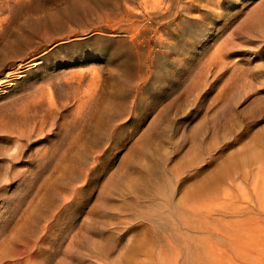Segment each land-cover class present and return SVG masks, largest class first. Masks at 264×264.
I'll return each instance as SVG.
<instances>
[{"label":"rangeland","instance_id":"1","mask_svg":"<svg viewBox=\"0 0 264 264\" xmlns=\"http://www.w3.org/2000/svg\"><path fill=\"white\" fill-rule=\"evenodd\" d=\"M0 84V264H264V0H0Z\"/></svg>","mask_w":264,"mask_h":264},{"label":"bare ground","instance_id":"2","mask_svg":"<svg viewBox=\"0 0 264 264\" xmlns=\"http://www.w3.org/2000/svg\"><path fill=\"white\" fill-rule=\"evenodd\" d=\"M15 46H16V45H15ZM13 71H14V70H13ZM7 73H8V72H7ZM9 74H10V73H9ZM7 75H8V74H7ZM7 75H4V76L6 77ZM5 79H6V78H5ZM2 81H3V80H2ZM1 84H2V83H1ZM1 84H0V85H1ZM256 236H257V235H256ZM259 236H260V238L263 237V236H261V235H259ZM256 239H257V238H256ZM258 239H259V238H258ZM249 245H252V244H249ZM252 246H253V245H252ZM256 246H257V244H256ZM257 247H258V246H257ZM256 249H257V248H256ZM257 250H258V249H257Z\"/></svg>","mask_w":264,"mask_h":264}]
</instances>
